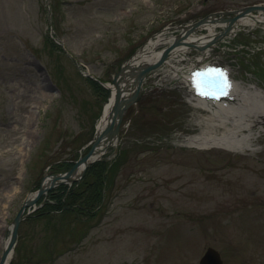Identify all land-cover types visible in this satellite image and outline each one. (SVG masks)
<instances>
[{"label":"rangeland","instance_id":"374dc122","mask_svg":"<svg viewBox=\"0 0 264 264\" xmlns=\"http://www.w3.org/2000/svg\"><path fill=\"white\" fill-rule=\"evenodd\" d=\"M255 4L264 0H0V247L41 182L91 150L110 95L101 83L162 30ZM200 59L261 107L264 25L155 70L103 157L116 164L102 208L61 210L56 196H67L55 190L21 223L11 264H200L209 247L224 264H264V123L233 150L190 147L212 113L176 75Z\"/></svg>","mask_w":264,"mask_h":264},{"label":"bare ground","instance_id":"6f19581e","mask_svg":"<svg viewBox=\"0 0 264 264\" xmlns=\"http://www.w3.org/2000/svg\"><path fill=\"white\" fill-rule=\"evenodd\" d=\"M264 16H256L255 18L252 17H245L241 19L236 26H251L254 27L256 25H264ZM235 26V28H236ZM211 36H214L215 31H210ZM163 36H159L156 39L150 40V42L145 46V51L141 50L137 57L126 64L122 74L123 77L121 79L120 85L118 87L111 86V89L113 92L118 89L125 88V90H128L131 92V88L133 87V83L135 82L136 73L134 74V71L139 70L140 67H142L143 64L150 63L154 61L158 55L160 54V51L156 50V46L162 45L165 41ZM194 39V38H193ZM172 39L166 40L170 42ZM202 41H205L207 39L201 38ZM175 55H183L180 52H176ZM192 70H188L185 74H182L183 80L185 81L184 85L182 86L183 89H185L190 95H192L196 100L197 97V90L196 87L191 83V76L190 73ZM257 94L261 95V99L259 100V103L261 104V107L255 106L253 108H249L247 106V103L249 101V98L247 97V93H243L242 99H237L234 96H237L236 93L230 95V98L233 99L235 102L236 100L243 101L240 106L238 103H225L223 102L224 99H218L216 102L212 103H206V102H199L198 105H196V108H205L209 110L212 115L205 119H199L198 122L200 125H204L205 132L208 135H195L191 138H188V142L190 143V147H195L198 149H209V148H221L224 150H233L236 146V138L238 137L239 133L245 132L246 130L252 131L254 127H258L257 125L264 123V92H262L260 89L256 91ZM228 96V95H227ZM224 98V97H223ZM194 100V99H193ZM195 101V100H194ZM109 108V101L104 106L103 115L98 123V129L99 132L103 131V128L109 124V117L110 112H108ZM242 108V109H241ZM245 109L249 110L248 113H245ZM199 111V110H198ZM224 131L223 137L217 138L213 136L214 133H217L219 131ZM230 131V132H229ZM229 132V133H228ZM232 135V136H231ZM260 138V137H259ZM259 138L256 137H250L249 143L259 141ZM257 141V142H258ZM235 145L233 147V145ZM105 143L101 141V143L97 146V151H95V154H99L103 152ZM246 146V145H245ZM251 146V145H250ZM246 148V147H244ZM84 164H82L78 170L76 171L75 179H79L83 170H84ZM51 179L50 177L44 179L43 185L44 187H50L51 186ZM36 191L30 194V199L35 197ZM9 238H5L2 242V245L0 247V262L2 259V251L5 249V247L8 245ZM14 257V252L10 254L9 258L7 259V263L12 261Z\"/></svg>","mask_w":264,"mask_h":264},{"label":"water","instance_id":"95a60500","mask_svg":"<svg viewBox=\"0 0 264 264\" xmlns=\"http://www.w3.org/2000/svg\"><path fill=\"white\" fill-rule=\"evenodd\" d=\"M259 10L264 11V6L254 5V6L245 7L240 11L230 12V13H236V16L234 18L229 19L230 26L226 29V31L224 33H228L231 30V27L235 24V22L239 18L251 14V12H253V11H259ZM223 14H226V13H223ZM223 14H221V15H223ZM166 57H167V53L164 56V58H166ZM125 66H126V64H125ZM154 67H156V66H150L147 68L144 65H142V67H140L139 70L134 71V74L136 73L135 75L137 78L135 80V83L138 84V87H137L136 92L133 95H131L129 97H125L123 92L128 91V90H125V88H122V89L117 91L116 99H115V105L113 107V114H114L113 124L110 127H108L102 134H99V136L96 139L91 150L84 157L80 158L68 172H66L64 174L52 175L51 176L52 182L50 183L51 184L50 187H44V185L42 183L37 194L35 195V197H33L32 199L28 198L24 202L22 209L20 210V212L17 214L16 218L14 219L12 234H11L8 245L6 246V248L3 251V255H2V259H1L0 264H6L7 259L9 258L10 254L14 251L15 245L17 243V237H18V231H19L20 223L23 219L26 218V216H23L25 210L27 208L33 207L41 199V197L45 193H47L51 188H53L57 185L66 184L68 182H75V181L80 180L85 175L87 168L94 162L95 159H92V158H94V156L97 155V154H95V151H97L96 150L97 146L101 143V141L104 142L105 145H107L108 142H113L117 138V136L119 135L120 130H121V125L119 124V122L122 119L123 111L137 100V98L140 94L139 93L140 86L143 82L145 75L148 73V71H150ZM124 68L125 67H123L121 69V71H119L118 73L115 74L114 81H113L115 86L120 85V82L122 79L120 77V74L123 72ZM117 118L119 119V122H117ZM82 164H84V167H83L84 170H83L80 178L75 179V177H73V176L75 175L76 171L78 170V168ZM200 264H223V261L221 259L220 253L218 251H216L215 249L210 247L207 249L206 253L204 254L202 259L200 260Z\"/></svg>","mask_w":264,"mask_h":264},{"label":"trees","instance_id":"16d2710c","mask_svg":"<svg viewBox=\"0 0 264 264\" xmlns=\"http://www.w3.org/2000/svg\"><path fill=\"white\" fill-rule=\"evenodd\" d=\"M108 167V163L98 162L88 169L85 177L78 184V186L75 184L71 188H68L67 186L59 187L58 189H62L64 192L63 197L64 195L67 196L64 198H62V195H58V197L56 196L60 205L59 208L63 210L66 206H68L70 210H77L78 212L86 211L90 213L92 210L95 211L102 200L103 181L105 179L104 174ZM91 178L94 179V183L92 185V197L89 198L88 196L85 197V193L81 190H83V186L89 185L88 181H90ZM54 193L55 192H52L51 195Z\"/></svg>","mask_w":264,"mask_h":264},{"label":"snow or ice","instance_id":"6c2138e0","mask_svg":"<svg viewBox=\"0 0 264 264\" xmlns=\"http://www.w3.org/2000/svg\"><path fill=\"white\" fill-rule=\"evenodd\" d=\"M198 79L196 81V87L198 88V94L202 96H215L217 92L225 94V89L229 86L224 73H216L215 70H211L210 74H196ZM211 75V79L207 77Z\"/></svg>","mask_w":264,"mask_h":264}]
</instances>
